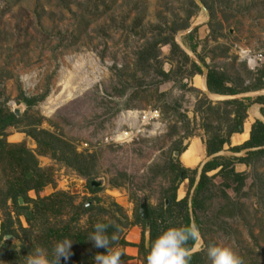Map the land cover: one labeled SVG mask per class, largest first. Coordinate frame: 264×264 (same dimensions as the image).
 Here are the masks:
<instances>
[{"label": "rangeland", "instance_id": "rangeland-1", "mask_svg": "<svg viewBox=\"0 0 264 264\" xmlns=\"http://www.w3.org/2000/svg\"><path fill=\"white\" fill-rule=\"evenodd\" d=\"M205 2L207 12L198 6L190 27L175 33V41L194 62H201V57L249 84L251 75L264 71V65L251 70L242 55L264 49V0ZM190 10L189 0H0V106L41 117L42 128L68 140L78 153L95 154L91 174L100 183L97 187L103 188L97 196L107 207L112 202L121 206L130 219L143 199L151 206L160 205L162 191L170 185L165 168L173 158L179 159L173 146L185 133V121L175 108L180 106L179 113L193 119L195 104L204 95L197 88L206 90L202 75L193 83V77L186 78L189 66L179 70L181 58L172 57L169 46L161 48L160 57L161 67L171 72L169 82L158 85L159 64L139 60L148 42L185 24ZM187 44H196L197 52ZM21 94L45 97L27 107ZM243 95L256 98L264 95V88ZM131 110H159V122L144 126L143 134L132 140L111 141L115 133L126 130L123 116ZM199 125L197 117L190 126L193 136L179 146L188 147L192 137L203 135ZM7 141L37 148L33 139L13 128ZM224 152L231 156L230 148ZM39 161L41 167L52 168L55 177L54 185L44 188L40 196L61 190L75 196L77 203L93 196L87 180L73 169L48 156H39ZM242 172L248 175L242 193L226 190L238 205L236 217L215 218L225 204L216 191L205 219L206 234L199 235L190 252L203 251L205 264H211L207 248L213 245L230 247L242 264H264V159ZM113 180L121 186L112 187ZM187 186L180 185L181 195ZM29 196L36 198V193L31 191ZM3 219L0 210V225ZM86 219L82 218L81 226ZM21 222L27 227L24 218ZM131 227L125 228L124 235ZM0 264H10L1 253Z\"/></svg>", "mask_w": 264, "mask_h": 264}, {"label": "trees", "instance_id": "trees-1", "mask_svg": "<svg viewBox=\"0 0 264 264\" xmlns=\"http://www.w3.org/2000/svg\"><path fill=\"white\" fill-rule=\"evenodd\" d=\"M201 1L206 6L205 0ZM189 2L191 10L187 14L186 23L175 26L168 34H160L159 40L148 42L139 52V60L155 61L159 64L158 74L162 80L158 85L172 80L171 72H166L160 65L163 46L170 47L172 57L181 58L180 64L178 63L180 71L181 67L189 66L187 79L203 74V69L190 59L174 38L175 33L190 27L189 19L195 16L199 9L194 0ZM194 31L196 29L189 33L187 40L191 41ZM187 45L192 52H197L196 44ZM199 59L207 68L208 91L211 94L227 96L229 99L215 103L206 95H202L195 104L192 120L187 115L179 113L180 106L175 108V112L185 121L186 126L184 137L176 142L175 145L178 146H173V152H177L180 156L187 149L186 146L179 145L183 144L184 139L193 136L190 126L199 117V126L203 132V142L209 160L201 167L188 169L178 158H173L167 164L164 173L170 185L163 189L159 206H151L147 201L149 214L147 220L141 219L139 210L134 212L130 219L121 206L112 202L107 207L104 200L97 196L103 188L92 185L95 180L91 174L96 163L95 154L78 153L68 140L42 128L41 117H32L27 112L20 115L17 111L0 106V210L4 215L0 225V253L4 259L10 264H24L25 256L39 248L51 260L54 244L68 238L73 241L70 248L71 255L67 261L61 258L59 264H94L95 254L106 250L93 247V243L87 239L89 233L93 231V225L102 222L109 225L107 228L109 235L113 232L118 235V240L110 244V248L116 250L135 246L138 249L139 260L142 264H146L148 245L169 227L194 224L199 230V235L204 237L205 219L208 217L216 191H220L225 204L217 211L215 218L236 217L235 211L238 205L232 202L226 190L233 188L236 193H242L246 185L248 175L245 172H238L237 164L252 168L264 159V122L255 120L251 126L249 140L241 146L230 148L232 153L246 150L244 156H226L219 153L224 151L225 145H230L233 134L243 133L248 109L253 104L263 105L260 112L264 117V96L241 97L243 94L264 88V71L257 76L251 75L248 78L249 84L245 85L243 79L233 78L227 72L210 66L201 57ZM182 87L187 88V84H182ZM189 89L199 92L196 88ZM44 97L45 95L28 98L21 94V100L27 107L36 105ZM10 128L19 130L33 139L37 145L36 150L29 148L25 142H8ZM39 156H48L73 169L87 180V188L93 196L80 203L76 202L75 196L61 190L48 196H40L44 188L54 185L55 177L52 168L40 166ZM211 172L215 173L210 176ZM29 174H31L30 178H28ZM121 176L125 178L124 180L127 179L125 174ZM217 178L221 179L220 184L215 183ZM185 180H188L186 195L178 200V189ZM110 184L112 187L121 186V182L115 180ZM31 191L36 193V198L29 196ZM19 198L23 199V205L19 204ZM84 216L87 217L86 223L81 226L80 222ZM21 218H24L27 227L23 226ZM133 225L140 226L142 230L138 244H131L125 240V228ZM8 235H11L18 244L7 239ZM196 242L197 239L187 242L190 252ZM130 259V256L121 251V262ZM188 264H205L204 252L190 253Z\"/></svg>", "mask_w": 264, "mask_h": 264}, {"label": "clouds", "instance_id": "clouds-1", "mask_svg": "<svg viewBox=\"0 0 264 264\" xmlns=\"http://www.w3.org/2000/svg\"><path fill=\"white\" fill-rule=\"evenodd\" d=\"M108 227L107 223L97 222L93 225V231L88 235L87 240L93 243V247L106 250L103 253L95 254L94 264H121V252L110 248V244L118 240V235L116 232L109 235ZM198 238L199 230L194 224L169 227L148 245L146 264H188L190 251L187 248V242ZM72 244L73 241L68 238L57 241L51 250V260L48 259L44 251L36 248L25 256L24 264H59L61 258L67 261L71 255ZM207 256L211 260V264H242L241 258L228 246H209Z\"/></svg>", "mask_w": 264, "mask_h": 264}, {"label": "crops", "instance_id": "crops-1", "mask_svg": "<svg viewBox=\"0 0 264 264\" xmlns=\"http://www.w3.org/2000/svg\"><path fill=\"white\" fill-rule=\"evenodd\" d=\"M196 76L197 75H195L193 77V80H192L193 83H195V77ZM198 81H200V80H197V83H198ZM203 81L205 83V87H206L205 89L208 90L207 86H206V78L203 79ZM197 89L199 91H202L203 94L206 95L205 90H202V89H199V88H197ZM206 96L210 100L215 101V102H218V101H221V100H224V99H229V97H227V96H221V95L211 94V93H210V96H208V95H206ZM259 96H264V95H259ZM241 97H251V96H249V95H241ZM262 106L263 105H260V104H253L248 109L247 119H246V121L244 123L243 133L233 134L231 139H230V145H225L224 146V151L228 150L229 148H232V147L241 146L242 144H244L246 141L249 140V134H250L251 126L255 122V120H261L262 122H264V117L261 115V112H260V109H261ZM253 111H256V114ZM203 138L204 137H203L202 134H200L199 136L197 135V136H194V137L191 138L190 144L188 145L187 149L184 152H186L190 147L194 146L193 150L191 148L192 164L188 166V165L183 163L182 156H183L184 152L179 157V159L181 160V163L183 164L184 167H186L188 169H195V168H198L199 166L201 167L207 160H209V158L206 155ZM224 151L219 153V155L226 154ZM245 153H246V150L241 152V153H231L230 155L237 157V156H244ZM246 168H247L246 165H243V164H237L236 165V170L238 172H242ZM199 173H200V168H199V171H198V175H199ZM212 173H215V172H211V173H209V175L212 174ZM198 175L196 177V182L198 181ZM182 184H188V180H185ZM182 192H183V195L180 194V187H179L178 192H177L178 200L182 199L186 195V190L182 191ZM141 231L142 230H141L140 226L133 225L129 229L128 233L125 235V240L127 242L131 243V244H138L140 242V239H141ZM197 242H198V239H197ZM197 242H196V244H197ZM196 244H195V246H196ZM122 250L124 251V253L127 256H130L131 259L127 260V261H124V262H121V264H142L141 261L138 258V249H137V247H135V246H126V247L122 248Z\"/></svg>", "mask_w": 264, "mask_h": 264}, {"label": "built area", "instance_id": "built-area-1", "mask_svg": "<svg viewBox=\"0 0 264 264\" xmlns=\"http://www.w3.org/2000/svg\"><path fill=\"white\" fill-rule=\"evenodd\" d=\"M246 63L251 70L257 71L264 65V49L257 52H243ZM160 112L159 110H149L147 112H138L136 110L127 111L123 116V122L126 124V130L118 131L114 136L110 137V140L116 143H124L128 140H132L144 132V126L149 124H156L159 122ZM117 125H121L122 120H119Z\"/></svg>", "mask_w": 264, "mask_h": 264}, {"label": "water", "instance_id": "water-1", "mask_svg": "<svg viewBox=\"0 0 264 264\" xmlns=\"http://www.w3.org/2000/svg\"><path fill=\"white\" fill-rule=\"evenodd\" d=\"M195 3L201 7V9L205 12H207V9L206 7L204 6L203 2L201 0H195ZM198 65L203 69V74L202 76L204 78H206V75H207V68L205 67V65L201 62H197ZM205 93L206 95L210 96V92L208 90H205ZM31 177V174L28 175V178ZM92 185L93 186H98L100 185L99 182H96V181H93L92 182ZM19 204L20 205H23V199L22 198H19ZM139 214H140V217L142 220H147L149 218V214H148V204H147V200L146 199H143V201L141 202L140 204V208H139ZM7 239L9 240H12V236L11 235H8L7 236Z\"/></svg>", "mask_w": 264, "mask_h": 264}, {"label": "bare ground", "instance_id": "bare-ground-1", "mask_svg": "<svg viewBox=\"0 0 264 264\" xmlns=\"http://www.w3.org/2000/svg\"><path fill=\"white\" fill-rule=\"evenodd\" d=\"M183 163L186 165H191L192 164V152L191 149H189L186 154L183 156Z\"/></svg>", "mask_w": 264, "mask_h": 264}]
</instances>
